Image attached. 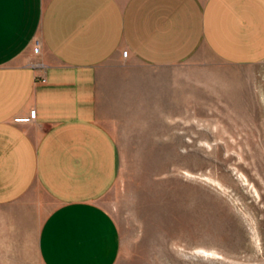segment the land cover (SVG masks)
I'll return each instance as SVG.
<instances>
[{
	"label": "crops",
	"instance_id": "1",
	"mask_svg": "<svg viewBox=\"0 0 264 264\" xmlns=\"http://www.w3.org/2000/svg\"><path fill=\"white\" fill-rule=\"evenodd\" d=\"M202 47L264 61V0H0V208L32 202L0 215V243L13 218L18 238L34 223L43 264H117L119 227L101 204L118 174L107 120L138 64Z\"/></svg>",
	"mask_w": 264,
	"mask_h": 264
},
{
	"label": "rangeland",
	"instance_id": "2",
	"mask_svg": "<svg viewBox=\"0 0 264 264\" xmlns=\"http://www.w3.org/2000/svg\"><path fill=\"white\" fill-rule=\"evenodd\" d=\"M132 72L107 120L118 174L101 204L119 227L117 264H264V61L230 65L202 47ZM10 223L0 264H43L34 223L21 238Z\"/></svg>",
	"mask_w": 264,
	"mask_h": 264
},
{
	"label": "built area",
	"instance_id": "3",
	"mask_svg": "<svg viewBox=\"0 0 264 264\" xmlns=\"http://www.w3.org/2000/svg\"><path fill=\"white\" fill-rule=\"evenodd\" d=\"M33 54L35 57H38L41 54V41L38 38H36L33 43ZM122 54L124 58H127L129 55V50H123ZM36 115V109H32L29 114L30 120H34Z\"/></svg>",
	"mask_w": 264,
	"mask_h": 264
},
{
	"label": "bare ground",
	"instance_id": "4",
	"mask_svg": "<svg viewBox=\"0 0 264 264\" xmlns=\"http://www.w3.org/2000/svg\"><path fill=\"white\" fill-rule=\"evenodd\" d=\"M263 97H264V95H263Z\"/></svg>",
	"mask_w": 264,
	"mask_h": 264
}]
</instances>
